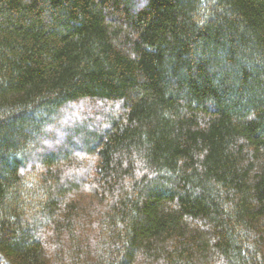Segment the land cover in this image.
<instances>
[{"label": "trees", "instance_id": "16d2710c", "mask_svg": "<svg viewBox=\"0 0 264 264\" xmlns=\"http://www.w3.org/2000/svg\"><path fill=\"white\" fill-rule=\"evenodd\" d=\"M0 264H264V0H0Z\"/></svg>", "mask_w": 264, "mask_h": 264}]
</instances>
